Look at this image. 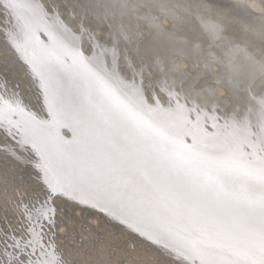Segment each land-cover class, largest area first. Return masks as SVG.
Returning a JSON list of instances; mask_svg holds the SVG:
<instances>
[{
    "label": "snow or ice",
    "instance_id": "6c2138e0",
    "mask_svg": "<svg viewBox=\"0 0 264 264\" xmlns=\"http://www.w3.org/2000/svg\"><path fill=\"white\" fill-rule=\"evenodd\" d=\"M42 21L35 0L0 3V264H64L69 238L105 223L174 264H264V185L190 194L187 169L161 164L88 54Z\"/></svg>",
    "mask_w": 264,
    "mask_h": 264
},
{
    "label": "bare ground",
    "instance_id": "6f19581e",
    "mask_svg": "<svg viewBox=\"0 0 264 264\" xmlns=\"http://www.w3.org/2000/svg\"><path fill=\"white\" fill-rule=\"evenodd\" d=\"M35 3L45 27L88 54L103 90L162 149L161 164L187 169L190 194L214 199L217 177L264 185V0ZM56 256L174 264L164 248L107 223L70 237Z\"/></svg>",
    "mask_w": 264,
    "mask_h": 264
}]
</instances>
